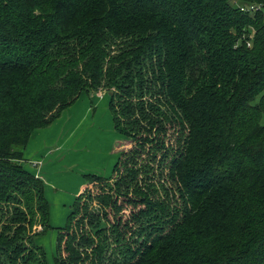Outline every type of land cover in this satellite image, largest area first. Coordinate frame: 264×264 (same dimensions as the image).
I'll return each mask as SVG.
<instances>
[{
	"label": "trees",
	"instance_id": "1",
	"mask_svg": "<svg viewBox=\"0 0 264 264\" xmlns=\"http://www.w3.org/2000/svg\"><path fill=\"white\" fill-rule=\"evenodd\" d=\"M263 7L0 0V264H48L49 203L24 150L101 89L116 161L85 175L53 264H264Z\"/></svg>",
	"mask_w": 264,
	"mask_h": 264
},
{
	"label": "rangeland",
	"instance_id": "2",
	"mask_svg": "<svg viewBox=\"0 0 264 264\" xmlns=\"http://www.w3.org/2000/svg\"><path fill=\"white\" fill-rule=\"evenodd\" d=\"M262 12L264 14V7ZM108 102L109 95L104 89L82 92L70 106L60 111L58 118L41 131V137H34L40 131L33 133L30 145L25 150L29 154L28 159L21 161L25 167L40 170L44 164L46 169L52 171L49 178L53 187L43 178L51 228L44 235L36 237V243L43 247L48 264H53L55 228L65 224L66 215L76 197L73 194L74 187L79 181L87 184L86 174L109 177L116 161V154L111 149L117 134ZM40 139L46 144L45 149L50 150L47 153L50 156L42 155L44 162L33 156L39 151L33 146ZM59 144L62 145L60 151L55 149ZM85 188L88 190L90 185ZM93 207L95 211L98 208L94 204Z\"/></svg>",
	"mask_w": 264,
	"mask_h": 264
},
{
	"label": "crops",
	"instance_id": "3",
	"mask_svg": "<svg viewBox=\"0 0 264 264\" xmlns=\"http://www.w3.org/2000/svg\"><path fill=\"white\" fill-rule=\"evenodd\" d=\"M45 128V127H44ZM44 128H39V129H36V130H34L33 132H32V134L30 135V138H29V140H28V143H27V145H26V148H25V150H27L28 149V146L30 145V140H31V137H32V135H33V133L34 132H36L37 130L38 131H40V132H36L35 133V135H34V137H36V138H39V137H41L42 135H41V131H43V129ZM40 129H42V130H40ZM33 137V138H34ZM43 140L42 139H40L39 140V143L38 144H34V148L35 149H37V150H39L37 153H35L33 156H36V158H38V159H40V161H42V162H44L43 160H42V155L44 154V155H47V156H50V154H47L48 153V151H50L49 149H45V143L44 142H42ZM32 145H33V143H32ZM55 149H58V151H60L61 149H62V145H58V146H56L55 147ZM24 150V156H23V159H28V152H26ZM57 151V150H56ZM53 153V152H52ZM43 155V156H44ZM43 164V163H42ZM23 165V164H22ZM23 167L26 169V170H28L29 172H31L32 174H34L35 176H37V177H39L40 179H42V181H43V178H44V180H45V178H46V182L48 183V185H50V178L49 177H51L52 175H51V173H52V171H50V170H48V169H46L45 167H44V164L42 165V167H40V170H34V168H27V167H25L24 165H23ZM44 170V171H43ZM56 172V171H55ZM43 184H44V188L46 187V184H45V182H43ZM47 185V186H48ZM84 185V186H83ZM86 185L87 184H84L82 181H79L78 182V184L76 185V187H74V189H73V194L74 195H78V194H80L83 190H84V188L86 187ZM50 186H54L53 184H51ZM49 187V186H48ZM44 192H45V189H44ZM72 206V205H71ZM70 212V211H69ZM69 212L67 213V215L69 214ZM67 215H66V218H67ZM66 222V221H65Z\"/></svg>",
	"mask_w": 264,
	"mask_h": 264
},
{
	"label": "built area",
	"instance_id": "4",
	"mask_svg": "<svg viewBox=\"0 0 264 264\" xmlns=\"http://www.w3.org/2000/svg\"><path fill=\"white\" fill-rule=\"evenodd\" d=\"M234 3L236 4V6L239 7V9L242 12H247V13H253L254 11L258 10L260 8V5L258 4H253V3H246V4H239L237 2L234 1ZM252 34H250L251 37ZM248 46L250 45V43L248 42L247 44Z\"/></svg>",
	"mask_w": 264,
	"mask_h": 264
}]
</instances>
